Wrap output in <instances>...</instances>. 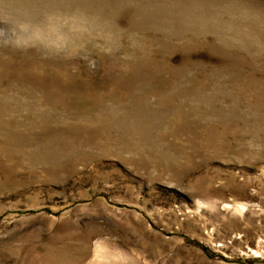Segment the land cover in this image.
Masks as SVG:
<instances>
[{
	"label": "rangeland",
	"instance_id": "rangeland-1",
	"mask_svg": "<svg viewBox=\"0 0 264 264\" xmlns=\"http://www.w3.org/2000/svg\"><path fill=\"white\" fill-rule=\"evenodd\" d=\"M0 264H264V0H0Z\"/></svg>",
	"mask_w": 264,
	"mask_h": 264
}]
</instances>
